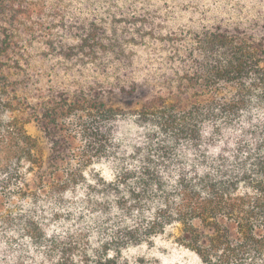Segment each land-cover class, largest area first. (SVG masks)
Masks as SVG:
<instances>
[{
	"label": "trees",
	"instance_id": "1",
	"mask_svg": "<svg viewBox=\"0 0 264 264\" xmlns=\"http://www.w3.org/2000/svg\"><path fill=\"white\" fill-rule=\"evenodd\" d=\"M240 2L0 0V264H264V0Z\"/></svg>",
	"mask_w": 264,
	"mask_h": 264
},
{
	"label": "rangeland",
	"instance_id": "2",
	"mask_svg": "<svg viewBox=\"0 0 264 264\" xmlns=\"http://www.w3.org/2000/svg\"><path fill=\"white\" fill-rule=\"evenodd\" d=\"M229 3L231 7H240L242 3L240 0H225ZM26 130L33 137L37 138L40 145L41 154L46 157L48 155V143L43 137L42 133L38 129V127L34 123L26 124ZM134 253H145L147 256L151 258V261L148 264H192L193 258L186 254L179 248L172 249L168 252H157V251H149L146 249L136 250ZM157 257V259H154Z\"/></svg>",
	"mask_w": 264,
	"mask_h": 264
}]
</instances>
